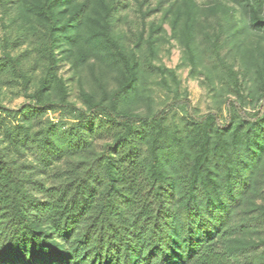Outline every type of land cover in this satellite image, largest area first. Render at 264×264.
Returning <instances> with one entry per match:
<instances>
[{
    "label": "trees",
    "instance_id": "trees-1",
    "mask_svg": "<svg viewBox=\"0 0 264 264\" xmlns=\"http://www.w3.org/2000/svg\"><path fill=\"white\" fill-rule=\"evenodd\" d=\"M122 1L0 0L15 30L0 39V84L26 100L0 105V264H264V49L245 43L264 38V0H134L130 45ZM157 12L191 71L209 54L234 97L224 115L195 116L177 89L136 110L147 73L178 84L154 64ZM64 60L92 72L94 88L78 79L82 107L58 74Z\"/></svg>",
    "mask_w": 264,
    "mask_h": 264
},
{
    "label": "rangeland",
    "instance_id": "rangeland-1",
    "mask_svg": "<svg viewBox=\"0 0 264 264\" xmlns=\"http://www.w3.org/2000/svg\"><path fill=\"white\" fill-rule=\"evenodd\" d=\"M200 7H206L208 0H194ZM156 0H152L154 5ZM117 16V30H120L126 37L127 44H131L133 41V34L140 28L139 18L137 14V7L134 0H123ZM154 20L155 22L162 23V31L158 34L161 38L157 44V56L154 60V64L162 65L167 69H174L176 71V78L178 84L171 81L169 77H166L165 82H162L158 75L146 74L143 77L142 84L144 87V98L136 106V110L140 112L155 111L161 109L165 104L169 103L173 96L174 91L177 89L178 96L186 98L190 101L195 116H203L208 112H215L219 116L224 115L226 112L225 99L227 97L234 98L226 90L223 83L219 79L217 70H214V62L209 58V54L205 53L202 57L201 65L195 70L191 71L190 66L187 62L183 61V46L177 39H172L170 24L168 19L162 20V14L157 12L151 15L147 22ZM203 21V20H202ZM7 25V22L6 24ZM10 31V32H9ZM7 32L11 37L15 36V30L12 27L6 29L0 22V39ZM226 39V36H223ZM203 35L198 34L197 40L200 41ZM262 39V40H261ZM261 39L257 36L250 37L246 40V45L249 49L263 50L264 49V38ZM26 44L22 43L18 49L24 50ZM255 48V49H254ZM227 48L222 50L225 54ZM212 72L210 81L207 80L206 76ZM58 74L64 79L65 84L68 88L69 99L76 103L78 107H82V102L79 98V82L81 80L84 88L90 90L94 88L92 80V72L86 68H82L80 73L74 74L70 63L66 60L61 61L58 66ZM110 77V84H111ZM0 105L9 110H19L22 105L26 102L23 97L20 88L16 85H1L0 84ZM247 111H250V105L244 106ZM173 118L168 121L170 129L174 127L182 126V114L176 112ZM47 117L54 120L59 118L57 113H48ZM259 237L264 238V225H258L257 227Z\"/></svg>",
    "mask_w": 264,
    "mask_h": 264
}]
</instances>
